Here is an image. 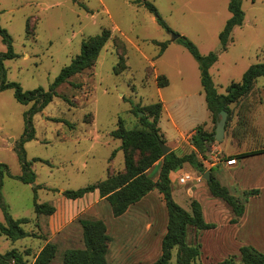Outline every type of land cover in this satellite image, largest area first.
I'll list each match as a JSON object with an SVG mask.
<instances>
[{"label": "rangeland", "instance_id": "obj_1", "mask_svg": "<svg viewBox=\"0 0 264 264\" xmlns=\"http://www.w3.org/2000/svg\"><path fill=\"white\" fill-rule=\"evenodd\" d=\"M133 1L0 0V27L10 35L16 55L3 61L0 82H16L24 91L47 90L60 70L80 52L83 39L104 28L111 31L95 63L60 85L57 95L31 115L34 138L22 147L35 173L32 183L12 177L21 174L17 149L32 102H18L12 88L0 91V163L12 175L4 172L1 176L0 194L10 217L29 219L22 227L31 234L16 240L0 234V253L14 248L26 264H34L39 250L52 242L57 245V253L50 264H62L65 249L83 247L79 219L96 218L104 222L110 236L108 264L153 262L160 255L167 224V210L157 189L118 217L112 215L109 203L97 192L77 199H68L62 192L124 170L120 140L110 132L119 118L126 128L140 127L135 111L145 105L162 102L158 126L165 144L178 155L194 150L191 136L197 126L206 131L215 129L216 122L205 103L198 62L173 39L174 34L189 39L203 55L217 54L209 73L218 93H225L230 83L240 81L250 65L264 63V0H240L243 23L234 27L225 50L219 33L231 16L228 0H148L167 28L144 5ZM163 41L167 45L160 52L155 42ZM120 44L126 46L128 68L115 74L116 47ZM6 49L0 37V53ZM157 76L161 80L166 76L168 84L159 86ZM263 103L261 76L248 95L230 105L224 137L198 154L209 176L242 201L241 187L261 189L259 195L244 200L245 213L253 217V222L255 217H264V189L253 176L255 157L241 161L232 174L235 176L230 177L225 174L223 162L227 154L264 148V118L259 115ZM147 173L156 180L159 163ZM182 173L194 178L180 184L175 176ZM231 177H238V183L231 182ZM170 180L172 197L179 205L189 211L191 200H197L204 219L215 224L212 229L188 231L187 241L200 245L196 264H219L238 255L242 241H257L242 237L245 231L238 230L241 217L236 224L229 223L233 215L230 206L211 194L203 173L184 163L174 175L170 174ZM34 199L53 205L54 213L36 215ZM0 222L7 223L1 206ZM252 233L250 236H258V232ZM256 247L264 252L260 245ZM172 253L171 264H175L176 249ZM236 263L240 264L238 257Z\"/></svg>", "mask_w": 264, "mask_h": 264}, {"label": "trees", "instance_id": "obj_2", "mask_svg": "<svg viewBox=\"0 0 264 264\" xmlns=\"http://www.w3.org/2000/svg\"><path fill=\"white\" fill-rule=\"evenodd\" d=\"M133 2L144 5L150 12L156 15L158 23L167 28V25L158 16L154 5L150 1L134 0ZM228 9L231 16L219 33L223 50L228 47L234 27L243 23V11L240 0H228ZM110 36L111 31L104 28L100 33L83 39L80 52L60 70L47 90L37 88L24 91L16 82H6L4 79L0 82V91L12 88L14 98L18 102L22 104L32 102V107L28 111L25 128L20 139V145L17 149L21 174L12 176L7 166L0 163V186L2 184L1 176L4 172L22 182H34L35 173L30 168L31 162L26 159L22 147L25 141L34 138V130L31 127V115L45 107L57 95V88L60 85L67 82L73 75L92 66ZM0 37L7 48L6 51L0 53V72L3 75V61L13 58L16 55L12 50L10 35L2 27H0ZM177 40L198 62L205 103L215 122L221 110H226L229 117L231 113L230 105L237 103L248 95L258 77H264V63L252 64L244 71L240 81L230 83L226 87L225 93H218L209 73L210 66L217 60V54L210 52L203 55L189 39L179 36ZM155 43L159 45L160 52L167 45L166 41ZM125 52L126 46L124 44H120L118 48L116 47L118 62L114 66L115 74H119L128 68ZM156 79L159 86L168 84L166 76H164L163 80L160 79V76H157ZM63 98L72 104V101L68 100L65 96ZM140 111L143 112L142 115H140ZM161 111V101L138 108L135 113L138 116L141 126L136 128H126L123 120L119 118L117 127L110 132V135L120 140V149L124 155V170L114 174L108 173L105 179L98 180L78 189L64 190L62 194L68 199H77L97 190L99 196L109 203L112 215L118 217L130 205L139 201L151 190L157 189L162 194L165 203L167 224L165 233L161 238L160 255L148 264H171L174 249H176L175 264H196V259L200 254V245L191 244L187 241L188 231L190 228L195 230L212 229L215 227V224L205 221L201 205L197 200H191L190 210L188 211L173 199L169 175L170 172L181 168L184 163H188L198 172L204 173L205 168L199 160L198 154L202 155L215 140V129L206 131L199 125L195 128L194 134L191 136V144L194 150L182 155H178L174 150H170L167 154L163 155L160 144L165 143V140L158 126ZM263 151L264 148L242 152L239 153L237 158ZM34 160L43 161L39 158H35ZM155 163H159V173L157 179L153 180L147 173V170ZM210 178L207 184L211 194L214 197L221 198L230 206L233 215L229 222L237 223L238 219L244 213V200L246 201L248 196L258 195L260 189L252 188L243 190L244 200L242 201L239 197L231 194L227 187L221 185L218 180L213 177ZM0 206L4 210L7 218L6 224L0 222L1 235L11 240L31 235L22 227V224L28 223L29 219L26 217L17 219L10 217L1 194ZM33 210L36 215H51L54 213L55 207L47 202L37 203L34 199ZM79 223L82 227L83 247L65 249L62 254V264H108L107 253L110 236L106 233L104 222L96 218H80ZM56 253L57 245L52 242H46L36 254L34 264H50L56 256ZM237 257L239 258L240 264H264V253L252 245L240 246L238 255L229 256L220 261L219 264H237ZM0 264H26V260L20 252L13 248L4 253H0Z\"/></svg>", "mask_w": 264, "mask_h": 264}, {"label": "crops", "instance_id": "obj_3", "mask_svg": "<svg viewBox=\"0 0 264 264\" xmlns=\"http://www.w3.org/2000/svg\"><path fill=\"white\" fill-rule=\"evenodd\" d=\"M261 115V119L263 120L264 118V103L262 104L261 108H260V114ZM251 151V150H250ZM239 153H242V152H238V153H234V154H227L228 158H225L224 159V165H223V169H225V174H227L228 176L231 174H233L234 172H236L235 168L238 166V164L242 161H245L246 159H248L249 157H255V159H253V163H252V168L254 169V173H253V176L254 178H257L259 180V182L262 184V188L264 189V151L263 152H259V153H256V154H250V155H246V156H243V157H240V158H237V156L239 155ZM229 159H235V163L234 164H231V165H228L226 164V161L229 160ZM237 160V162H236ZM176 171H172L170 172V174H175ZM170 176V175H169ZM179 175L176 174L175 178L178 177ZM232 176H235L232 175ZM252 174L250 175V178ZM230 177V176H229ZM194 177H192L193 179ZM232 178V177H231ZM231 182H237V180H239L238 177L236 178H232ZM191 179V180H192ZM190 180V181H191ZM243 190H248V189H252V188H255V187H247V188H243L241 187ZM260 189V188H258ZM261 191V189H260ZM93 192H97V196L99 197V194H98V191L95 190ZM260 194V193H259ZM258 194V195H259ZM256 196V195H255ZM264 215V214H263ZM204 217V216H203ZM252 218L251 216H248L246 215L245 213V209H244V213L242 214L241 216V219L240 221L238 222L239 225H238V230H243L245 232L242 233V237L245 238V240H257L256 242H245V241H242L243 243H240L238 245V248H237V252H239V247L242 246V245H252L254 246L256 249H258V247H256V245H260L261 248H263L264 250V217H260L259 219L257 217L255 222H258L257 224L253 225L255 222L252 221ZM230 220V219H229ZM206 221V220H205ZM208 222V221H206ZM213 223V222H212ZM230 223V222H229ZM230 224H236V223H230ZM258 232V236L254 237V236H250L252 235L253 233L252 232ZM263 233V234H262ZM247 237V238H246ZM250 238V239H249ZM259 250V249H258ZM260 251V250H259ZM263 252V251H261ZM264 253V252H263Z\"/></svg>", "mask_w": 264, "mask_h": 264}, {"label": "water", "instance_id": "obj_4", "mask_svg": "<svg viewBox=\"0 0 264 264\" xmlns=\"http://www.w3.org/2000/svg\"><path fill=\"white\" fill-rule=\"evenodd\" d=\"M178 38H179V35H177V34L173 35V39H178ZM226 117H227V111L226 110H221L218 113V120L216 121L215 132H214L215 141H220L224 137ZM160 147H161L163 155L167 154L171 150V148L168 145H166L165 143H161ZM203 177L206 180H210L211 178L209 176V171H205L203 173Z\"/></svg>", "mask_w": 264, "mask_h": 264}, {"label": "built area", "instance_id": "obj_5", "mask_svg": "<svg viewBox=\"0 0 264 264\" xmlns=\"http://www.w3.org/2000/svg\"><path fill=\"white\" fill-rule=\"evenodd\" d=\"M235 163V159H229L226 161V164L231 165ZM191 175L189 173H182L177 177V180L180 184H184L191 179Z\"/></svg>", "mask_w": 264, "mask_h": 264}]
</instances>
